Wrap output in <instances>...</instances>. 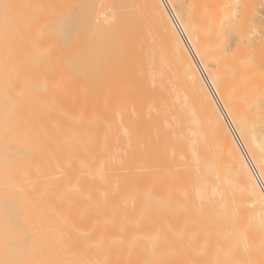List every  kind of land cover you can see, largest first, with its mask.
Segmentation results:
<instances>
[{
  "label": "bare ground",
  "instance_id": "6f19581e",
  "mask_svg": "<svg viewBox=\"0 0 264 264\" xmlns=\"http://www.w3.org/2000/svg\"><path fill=\"white\" fill-rule=\"evenodd\" d=\"M188 1L0 0V264H264V106Z\"/></svg>",
  "mask_w": 264,
  "mask_h": 264
},
{
  "label": "rangeland",
  "instance_id": "374dc122",
  "mask_svg": "<svg viewBox=\"0 0 264 264\" xmlns=\"http://www.w3.org/2000/svg\"><path fill=\"white\" fill-rule=\"evenodd\" d=\"M188 1V0H187ZM190 1V0H189ZM188 1V2H189ZM196 1V0H195ZM200 0H197L196 1V3L198 4V6L202 3L203 4V2H199ZM202 1H208V0H202ZM227 1V2H226ZM190 2H192V1H190ZM210 2V5H209V7L207 6L208 4H205L204 3V5H202V6H204V7H202V6H199V8H198V10L195 8V9H193V6H191L190 7V10H193V11H191L190 12V15H191V19H193V21H196L197 23H198V21H201V19H203L202 21L205 23V22H207L208 20V22L207 23H210L209 25H210V28L208 27L209 25H206L205 26V24H207V23H202L203 25L202 26H205V28L203 29L202 28V26H201V22H199L198 23V25L199 26H201L200 28H199V26L197 25L196 27H197V29L199 28V32L201 31V33H203V34H205L204 36H206V34H207V32H205V29L207 28V30H208V32H209V30H211V32L212 31H214V32H210L209 34H210V36L209 37H207L209 34H207V38H209V39H207L206 37H202V36H198V34H197V37H196V43L197 44H201L204 48H205V45H206V48L207 47H209V48H211V46H212V48H213V45H214V51H213V49L211 48V50L210 49H206L207 50V55L209 54V53H211V54H209V55H212V56H207V58L209 59V61H208V63L210 64L211 63V65L213 64L214 65V67H216L217 65L220 67L221 65H223V68H226V69H220V70H218V67H216V70H218L219 72L220 71H222L221 73H223V74H225L224 73V71L223 70H229L228 72H226V76H228L227 78L233 83L234 82V80L236 79H238V81L239 82H244V83H246V84H244V86H242L243 88H257L258 90H256L255 92H256V95H257V97H260V100H259V98H258V101H259V103H261L262 104V106H264V72H262V70L264 71V68H263V66H264V0H236V7L234 6V8H235V15L232 17V18H229L228 17V14H225V13H229L230 12V10H231V8H232V6L229 8V4L231 3H228V0H211V1H208V2H206V3H209ZM215 2V3H214ZM219 2V3H218ZM223 2V3H222ZM195 3V2H194ZM218 3V4H217ZM216 4L218 5V6H216ZM224 4V5H223ZM191 5H192V3H191ZM196 5V4H195ZM213 6H215V7H213ZM224 6V7H223ZM203 8L204 9V11H206V12H208V10H207V8H209V9H211L212 8V10H211V12H210V14H209V12H208V20L207 21H204L205 19L204 18H202L201 17V14L203 13V10L201 9V10H199L200 8ZM192 8V9H191ZM206 8V9H205ZM217 9V10H216ZM196 10H197V12L198 11H201L200 13H197L196 12ZM227 10V11H226ZM194 11L196 12V13H194ZM194 13V15L195 14H197V15H195V17H193L192 18V16H193V14H191V13ZM205 12V13H206ZM215 12H217V13H215ZM223 12H225V13H223ZM242 12V13H241ZM198 14H200V16H198ZM214 14V15H213ZM240 14V15H239ZM246 14H248V15H246ZM203 15V14H202ZM196 16L199 18V17H201V19H199L198 20V18H197V20H196ZM206 16V17H207ZM215 16V17H214ZM217 16V17H216ZM205 17V16H204ZM222 17V18H221ZM226 17V18H225ZM212 18H214L213 20H214V22L213 21H211L210 19H212ZM224 18V19H223ZM228 18V19H227ZM221 19V21L218 23L217 21L218 20H220ZM239 19V20H238ZM216 21V22H215ZM195 22V23H196ZM238 22H239V24H238ZM196 23V24H197ZM231 24V25H230ZM211 25H214V26H211ZM239 26H240V28H239ZM214 27V28H213ZM203 30H202V29ZM212 28H213V30H212ZM235 28H236V30H235ZM196 29V30H197ZM216 31H215V30ZM239 31H238V30ZM240 29H241V31H240ZM261 29V30H260ZM206 30V31H207ZM227 30H228V33H227ZM238 31V32H237ZM199 32H197V33H199ZM201 33H199V34H201ZM216 33L218 34V35H216ZM220 33H221V35H220ZM236 33V34H235ZM240 33V34H239ZM202 34V35H203ZM212 34H213V36H214V38H213V36H212ZM200 37V38H199ZM210 37H211V39L213 40V41H211V39H210ZM203 38V39H202ZM206 38V39H205ZM199 40H202V41H200L199 42ZM203 40H204V42L205 41H207V43L205 44H203L202 42H203ZM217 40V41H216ZM224 40V41H223ZM208 41L209 42H211L212 43V45L210 44V43H208ZM215 42V43H214ZM237 44V45H236ZM217 45V46H216ZM217 47L220 49H217ZM215 48H216V50H218L217 52H216V50H215ZM236 48V49H235ZM237 48H240V50L239 49H237ZM260 48L261 49H263L262 51L260 50ZM237 50V51H239V53L237 52V51H234V50ZM233 50V51H232ZM256 50H260V52H258V54H257V52H256ZM209 51H212V52H209ZM219 52V53H218ZM222 52V53H221ZM237 52V53H236ZM263 52V53H262ZM214 53H217V54H215V55H213ZM221 53V54H220ZM233 53V54H232ZM234 53H236V54H234ZM261 53V54H260ZM223 54V55H222ZM241 54V55H240ZM221 55V56H220ZM236 55V56H235ZM255 55V56H254ZM263 55V56H262ZM224 56V57H223ZM226 56V57H225ZM233 56V57H232ZM252 56H254V57H252ZM257 56H260L259 57V60H260V62H258V64L256 63V60H258V57ZM261 56H262V58H261ZM216 57H217V59H216ZM221 57V58H220ZM232 57V58H231ZM257 57V58H256ZM211 58V59H210ZM214 60H213V59ZM221 60H220V59ZM237 58V59H236ZM222 59H223V61H222ZM225 59V60H224ZM216 60H218L220 63L219 64H217V62L218 61H216ZM234 60V61H233ZM212 61V62H211ZM222 62H224V63H222ZM233 62H235L234 64H232ZM229 63H231V65H232V67H231V65L229 64ZM256 63V64H255ZM229 64V65H228ZM237 65V68L238 67H240L239 68V70H236L237 68H233V66L235 67ZM238 65H241V66H238ZM224 66H226V67H224ZM249 66V67H248ZM255 66V67H254ZM258 66V67H257ZM213 67V68H214ZM257 67V68H256ZM212 68V69H213ZM247 68V69H246ZM255 70H254V69ZM233 69H234V71H233ZM211 70V69H210ZM214 70H215V68H214ZM236 70V71H235ZM251 70V71H250ZM231 71V72H230ZM242 71H243V73H242ZM246 71V72H245ZM259 71H260V73H259ZM210 72H213V70L212 71H210ZM214 72H216V71H214ZM230 72V73H229ZM232 72H234L235 74H234V78H235V76H236V78L233 80L232 79V77H233V73ZM238 74H237V73ZM241 72V73H240ZM217 73V72H216ZM221 73L219 74V75H221ZM232 73V74H231ZM224 75V76H225ZM254 75V76H253ZM221 76H223V75H221ZM223 76V77H224ZM248 76H250V77H248ZM252 76V77H251ZM238 77V78H237ZM256 77H257V79H258V81H257V79H256ZM226 78V77H225ZM226 78V79H227ZM253 78H254V80H253ZM232 79V80H231ZM249 79V80H248ZM229 80H226L227 82L229 81ZM241 80V81H240ZM256 80V81H255ZM230 81L228 82V85H229V83H230ZM238 81H236V84H235V87L236 88H240V85L237 87V85H238ZM247 81V82H246ZM252 81H253V83H252ZM238 82V83H237ZM232 83H230V84H232ZM235 83V82H234ZM234 83H233V85H231V87H233L234 86ZM256 83H257V85H256ZM258 83H261V84H258ZM243 84V83H242ZM241 84V85H242ZM245 85H247V87L245 86ZM228 87H230V86H228ZM235 87H233V88H235ZM263 97V98H262ZM263 101H262V100Z\"/></svg>",
  "mask_w": 264,
  "mask_h": 264
},
{
  "label": "built area",
  "instance_id": "2783aa9c",
  "mask_svg": "<svg viewBox=\"0 0 264 264\" xmlns=\"http://www.w3.org/2000/svg\"><path fill=\"white\" fill-rule=\"evenodd\" d=\"M232 129V128H231Z\"/></svg>",
  "mask_w": 264,
  "mask_h": 264
}]
</instances>
